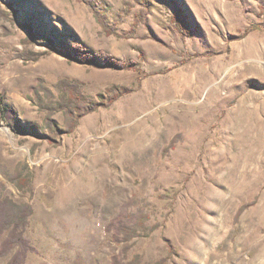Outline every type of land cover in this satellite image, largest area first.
Masks as SVG:
<instances>
[{
  "label": "rangeland",
  "instance_id": "obj_1",
  "mask_svg": "<svg viewBox=\"0 0 264 264\" xmlns=\"http://www.w3.org/2000/svg\"><path fill=\"white\" fill-rule=\"evenodd\" d=\"M75 43L135 65L81 63ZM61 82L96 109L66 115ZM1 91L22 130L0 115V195L33 210L26 264H111L125 245L140 264H204L197 245L264 264V0H0ZM128 202L148 218L118 244Z\"/></svg>",
  "mask_w": 264,
  "mask_h": 264
},
{
  "label": "trees",
  "instance_id": "obj_2",
  "mask_svg": "<svg viewBox=\"0 0 264 264\" xmlns=\"http://www.w3.org/2000/svg\"><path fill=\"white\" fill-rule=\"evenodd\" d=\"M80 1L86 2V4L91 7H94V3L97 2V0ZM98 19L103 26L106 25L102 17L98 16ZM30 34L33 35L31 30ZM51 46L57 53L66 55L65 52L54 48L52 44ZM73 51L74 58L81 63H96L99 60L100 63H98V65L101 67H114L120 69H132L135 65L133 61L116 59L107 51H91L82 43H75L73 45ZM65 83L66 82H61L60 84L64 86L63 89L68 95V100L60 104V109L64 110L66 115L74 117L77 115V117L80 118L96 109L88 106V102L82 93L78 92L73 86H65ZM31 90L35 94L38 103L41 104L43 99L40 94V89H37L36 86H31ZM4 94L5 91L0 92V115L14 130H22L15 111L5 107ZM41 105L44 107L43 103ZM51 116V113L47 116L49 128L60 132L55 120H53ZM20 167L21 165L16 168L11 176V180L17 187L23 189L26 185V180L23 177V172ZM129 205H131V202H128L125 207L121 209L117 217L107 226V229L113 233V240L118 244L132 240L137 231L139 229H144L146 226L148 217L141 214V212H131L129 210ZM247 207L248 204L242 205L236 217L238 218ZM32 211L29 203H19L11 197H3L0 195V258L12 253L8 264H26L28 252L34 249L30 240L25 236V227L28 224ZM129 249L130 245L123 246L119 253L112 256L111 264H140V259L138 257L128 259L127 252Z\"/></svg>",
  "mask_w": 264,
  "mask_h": 264
},
{
  "label": "bare ground",
  "instance_id": "obj_3",
  "mask_svg": "<svg viewBox=\"0 0 264 264\" xmlns=\"http://www.w3.org/2000/svg\"><path fill=\"white\" fill-rule=\"evenodd\" d=\"M81 228V227H80ZM74 236L72 235V238ZM76 237V236H75ZM193 248V247H192ZM195 260L198 261V262H201L202 260L204 261V264H213L212 263V258H211V255H208V257L206 258H203V254H204V250H203V246L201 245H197L196 246V249H195ZM218 264V263H217Z\"/></svg>",
  "mask_w": 264,
  "mask_h": 264
}]
</instances>
